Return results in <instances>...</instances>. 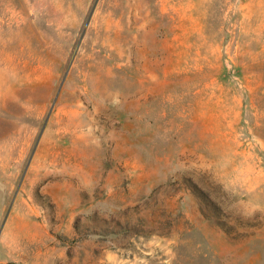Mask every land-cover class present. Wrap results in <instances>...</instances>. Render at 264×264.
<instances>
[{
	"label": "rangeland",
	"instance_id": "374dc122",
	"mask_svg": "<svg viewBox=\"0 0 264 264\" xmlns=\"http://www.w3.org/2000/svg\"><path fill=\"white\" fill-rule=\"evenodd\" d=\"M0 264H264V0H0Z\"/></svg>",
	"mask_w": 264,
	"mask_h": 264
}]
</instances>
